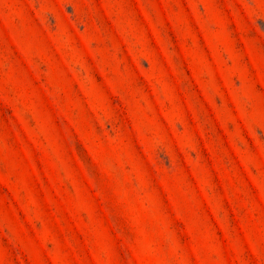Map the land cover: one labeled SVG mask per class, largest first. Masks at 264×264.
<instances>
[{
    "label": "rangeland",
    "instance_id": "obj_1",
    "mask_svg": "<svg viewBox=\"0 0 264 264\" xmlns=\"http://www.w3.org/2000/svg\"><path fill=\"white\" fill-rule=\"evenodd\" d=\"M0 264H264V0H0Z\"/></svg>",
    "mask_w": 264,
    "mask_h": 264
}]
</instances>
